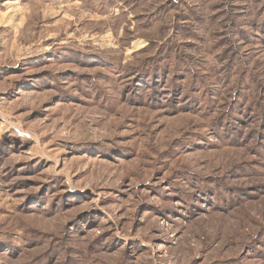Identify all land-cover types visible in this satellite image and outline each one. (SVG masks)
Here are the masks:
<instances>
[{"label": "rangeland", "instance_id": "374dc122", "mask_svg": "<svg viewBox=\"0 0 264 264\" xmlns=\"http://www.w3.org/2000/svg\"><path fill=\"white\" fill-rule=\"evenodd\" d=\"M0 264H264V0H0Z\"/></svg>", "mask_w": 264, "mask_h": 264}]
</instances>
